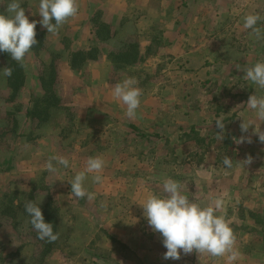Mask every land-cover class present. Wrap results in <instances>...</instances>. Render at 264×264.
Here are the masks:
<instances>
[{"label":"rangeland","instance_id":"rangeland-1","mask_svg":"<svg viewBox=\"0 0 264 264\" xmlns=\"http://www.w3.org/2000/svg\"><path fill=\"white\" fill-rule=\"evenodd\" d=\"M84 1V21L100 26L97 2ZM27 3V17L39 21V0ZM79 13L80 8L50 33L46 47L57 55L58 70L65 68L54 87L59 105L51 119L35 127L23 117L42 55L30 52L22 61L27 83L14 104L24 136L7 140L0 119V264H264V142L253 126L243 132L240 127L252 121L264 131V122L246 103L252 94L264 96V89L242 70L264 61V38L243 27L245 16L258 14L257 27L264 33V0H165L162 11L143 17L150 23L146 28H136V13H130L131 24L114 33L144 43L146 51L129 65L113 58L117 50L128 51L123 41L94 39L89 25L78 27ZM77 47L98 48L96 56L105 57L85 59L72 69L67 58ZM203 47L211 51L207 59ZM187 48L194 52L185 63L180 57ZM129 78L142 92L133 119L112 96L115 85ZM217 119L224 122L221 133ZM241 137L251 142L239 143ZM5 155L12 160L8 165ZM52 157L67 158L69 166L52 160L56 172L48 171ZM90 157L105 161L102 181L95 183V174H87L84 187L94 199L76 198L69 182L85 171ZM225 157L231 168L224 166ZM167 179L178 181L182 193L202 207L223 197L217 215L233 230L235 260L227 253L214 257L195 251L179 260L163 259L162 237L150 228L140 205L151 194L165 195ZM28 201L40 203L41 210L50 203L57 240L37 239L24 212ZM7 205H14L13 212L2 213Z\"/></svg>","mask_w":264,"mask_h":264},{"label":"clouds","instance_id":"clouds-1","mask_svg":"<svg viewBox=\"0 0 264 264\" xmlns=\"http://www.w3.org/2000/svg\"><path fill=\"white\" fill-rule=\"evenodd\" d=\"M78 5L76 0H39L40 20L29 21L25 15V9L21 7L20 0H12L7 7L10 15L0 14V53H8L12 60L22 62L34 45L36 39V26L46 29L47 33L55 34L59 27L70 17L77 14ZM261 17L258 14H249L244 17V29H250L257 39L264 38V33L257 27ZM237 69H241L237 66ZM244 76L264 89V61H258L248 68H242ZM2 75L10 77L12 69L4 67ZM137 81L126 79L117 83L112 90L115 100L126 106L125 115L133 119L137 115L140 106L141 89L136 86ZM254 110L259 121L264 122V96L250 95L246 102ZM260 124L252 121L241 123V131H247L253 126V132L258 136L259 141L264 142V131H261ZM216 128L220 132L224 130V122L220 119L215 121ZM223 139V137H222ZM251 142L249 138L241 137L239 143ZM52 160L63 166H69V160L65 157H52L47 163L50 172H56ZM247 163L251 162L249 157ZM223 164L226 168L232 167V161L225 157ZM105 161L101 157H90L86 162L85 171L77 173L69 182L71 192L76 198L87 197L94 199V194L84 187L87 174H95L92 179L95 183L102 181V172ZM165 195L151 194L140 206L143 208L148 225L154 232L162 237V245L166 251L163 253L165 260H179L181 254L207 253L211 256H223L226 253L229 260H235L238 252L234 249L235 236L232 228L222 215L217 212L224 208L223 197L213 199L211 205L202 207L200 204L191 201L187 195L182 193L178 181L167 179L163 182ZM41 202V201H40ZM40 203L28 201L25 204V212L29 216V223L36 232L37 239L45 242H54L58 239V233L53 231V224L46 222L40 208Z\"/></svg>","mask_w":264,"mask_h":264},{"label":"trees","instance_id":"trees-1","mask_svg":"<svg viewBox=\"0 0 264 264\" xmlns=\"http://www.w3.org/2000/svg\"><path fill=\"white\" fill-rule=\"evenodd\" d=\"M11 2L12 0H0V14L10 15V13L7 12V7ZM20 5L25 9V15L27 16L31 11V7L29 6L30 3H27V0H20ZM28 19L29 21L33 20L30 17H28ZM96 33L98 38H107V36H109L108 26H101L100 30H96ZM49 38L50 33H47L45 28L37 24L36 39L38 43L34 45L29 52L34 55L39 53L42 55L39 60L40 64L37 66V74L34 81L35 87L32 90V95L29 97L28 104L23 112V117H25L31 124L35 122V127L45 125L51 119L53 110L59 105V98L54 90L59 77L57 67L59 59L56 54L46 51V47L50 41ZM97 50L99 49L93 47L89 51H72L68 56L70 67L72 69L75 67H81L85 59L88 61L94 60L96 53L98 52ZM113 58L118 62H122L124 65L133 64L137 58L136 46L129 45L128 51L118 52ZM4 67H10L12 69V75L10 77L2 75ZM26 83L27 74L23 63L12 60L8 53H0V119L3 123L6 122V125L4 124L3 128L5 134H8L7 140L9 137L20 138L21 136H24L23 132L18 131L19 122L15 118V114H18V111L14 104L17 95L21 92V89H23ZM130 128L134 131L136 130L133 125H130ZM31 133L33 132L29 131L27 134L30 135ZM11 161L12 160L9 156L5 155L3 164L8 165ZM13 206L14 205H7L4 211L1 212L3 213L7 210L13 212ZM50 209V203L46 202L43 205L42 214L46 222H51L53 224L54 231L56 218L54 211Z\"/></svg>","mask_w":264,"mask_h":264},{"label":"crops","instance_id":"crops-1","mask_svg":"<svg viewBox=\"0 0 264 264\" xmlns=\"http://www.w3.org/2000/svg\"><path fill=\"white\" fill-rule=\"evenodd\" d=\"M94 1L97 2L96 6H95L96 11L101 13L100 26L97 25V21H94V22L89 23V24L87 21H84L85 18L86 19L88 18V16H87L88 9L86 11V9L84 10V8L80 7V5H82L81 2H85L84 0H80V1L77 0V5H78L77 13L79 12V8H80V13L78 14V16L81 14L83 15L82 21H79V23H78V27L89 25V27L92 28V35L91 36H93L94 39H96L98 41L100 40L102 44L108 43L114 37L116 39H119V41H123L120 44L123 43L124 47L125 46L129 47V45H134V46L137 45L136 46V50L138 53L137 57L139 55H143L146 51V48L143 46L144 43H143V45H141V43H137L135 41L132 42L130 39H126L128 37H122L120 34H116V32L114 33V31H116L117 29H120V28L127 27V26H129V24H131L130 19L128 18V16L132 15L130 13H136L137 18L135 20L136 22L134 23V26H136V28H138L140 26H143L141 28L148 27L150 23H148L147 19H143V17H146L148 15V13H151V12H155V13L158 12L159 13L160 11H162V4L164 3L165 0H149V1L135 0V2L138 3L136 5L134 4V2H132L134 0H126V1L125 0H121V1L120 0H94ZM193 1H195V0H192V2ZM129 2H132L131 4H133V6H135L136 9H138L139 11H137V10L134 11L133 6L127 5ZM188 5L189 6H193V5L195 6V4H193V3H189ZM85 6H86V4L84 5V7ZM150 7L153 9H151ZM179 12H180L179 14L184 13V12L182 13L181 10ZM158 13L156 15L157 17H160V18L164 17V15L162 13H160V14H158ZM157 20H158V18H157ZM178 23H179V21L176 20V24H178ZM104 25L108 26L109 36H107V38H102V37L98 38L95 28L99 29V28H101V26L103 27ZM200 48H202V47L196 48V52H200ZM203 49L205 52L204 58L207 59V55H211V51L207 52L206 47H203ZM76 50H85V49L81 48V47H77L76 49L75 48L72 49V51H76ZM183 50L180 52H183ZM117 51L119 52V50H117ZM238 51H241V49L238 48ZM193 52H194L193 49L187 48L184 51V59L180 57V60H182L185 63H186V60L187 61L189 60V62H190V60L192 59ZM257 53H258V51H257ZM254 56L256 57V54ZM104 57H105V55L102 56V54L100 56L97 55L94 60H91V62L102 61L104 59ZM234 62H237V61H234ZM66 64H68V62H66ZM68 67H69V65H68ZM63 68L64 67H59V70H58V75L60 78H61V75H63V70H62Z\"/></svg>","mask_w":264,"mask_h":264}]
</instances>
